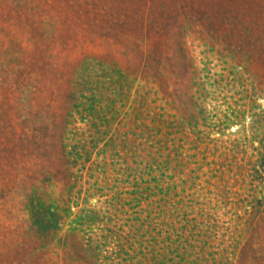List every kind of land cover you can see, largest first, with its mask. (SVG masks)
Wrapping results in <instances>:
<instances>
[{
	"label": "rangeland",
	"instance_id": "obj_1",
	"mask_svg": "<svg viewBox=\"0 0 264 264\" xmlns=\"http://www.w3.org/2000/svg\"><path fill=\"white\" fill-rule=\"evenodd\" d=\"M0 264H264V0H0Z\"/></svg>",
	"mask_w": 264,
	"mask_h": 264
}]
</instances>
